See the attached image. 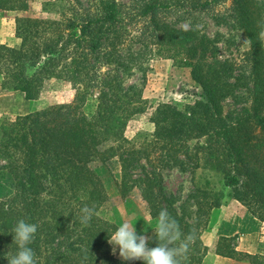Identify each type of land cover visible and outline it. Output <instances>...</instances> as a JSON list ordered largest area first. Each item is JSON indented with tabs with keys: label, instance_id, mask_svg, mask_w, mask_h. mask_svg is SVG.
Wrapping results in <instances>:
<instances>
[{
	"label": "trees",
	"instance_id": "16d2710c",
	"mask_svg": "<svg viewBox=\"0 0 264 264\" xmlns=\"http://www.w3.org/2000/svg\"><path fill=\"white\" fill-rule=\"evenodd\" d=\"M219 1L131 0L126 4L93 0L91 5L79 7L59 22L19 19L17 34L21 45L0 48L2 88L20 91L26 100L33 101L47 81L56 79L70 83L75 96L70 103L0 123V171L13 185V194L0 200V264H8L4 253L9 247L15 250L9 232L21 218L37 224L31 245L37 264L70 259V251H59L60 240L53 255L45 256L44 238L55 229L53 238L59 237L60 232L65 237L71 235L64 232L67 222L61 221V207L75 206L74 200L88 205L103 202L104 186L91 167L92 162L106 163L117 154L123 171L120 187H127L130 169L139 161L136 156H148L150 152L135 148L124 132L131 115L143 112L147 101L138 94L128 99L122 96L117 73L141 67L154 56L156 47L189 68L201 92L187 110L170 103L149 105L154 108L150 122L155 126L151 146L160 154L155 159L156 166L136 182L144 185L142 194L151 218L156 219L157 213L166 209L190 238L181 264H203L208 248L201 235L212 210L222 205L221 194L196 189L190 195L195 207L193 216H186L173 200L160 198V169L179 166L194 173L202 168L204 159L203 167H225L223 186L230 190V197L264 222V18L259 2L230 0L237 14V26L248 42V50L240 61H220L214 40L197 29L175 25L187 13L211 10ZM186 5L188 10L184 9ZM28 8L26 0H0V11ZM172 16L176 22L169 20ZM135 45L138 48L134 49ZM241 88L248 91L247 106L225 113L223 101L231 95L238 100L236 93ZM93 91H98V107L95 115L88 117L83 108ZM203 137L209 141L206 148L198 143ZM109 142L116 143L117 148L108 146ZM50 191L58 193L52 204L45 199ZM47 215L49 222L55 220L57 225L47 226ZM114 230L115 226L104 221L92 236L102 241L98 242L102 247ZM81 232L86 233V226ZM231 240L220 238L216 254L264 264V256L239 252ZM92 243L84 240L81 245L92 249ZM156 243L154 232L149 246ZM105 264L119 262L114 259Z\"/></svg>",
	"mask_w": 264,
	"mask_h": 264
},
{
	"label": "rangeland",
	"instance_id": "374dc122",
	"mask_svg": "<svg viewBox=\"0 0 264 264\" xmlns=\"http://www.w3.org/2000/svg\"><path fill=\"white\" fill-rule=\"evenodd\" d=\"M26 1L29 5L27 11H0V48L1 46L18 48L21 45V39L17 34L18 21L21 18L33 17L50 22H59L63 18L74 14L79 7L89 6L93 2V0ZM117 1L128 4L131 0ZM256 1L259 2L264 18V0ZM219 3L211 10L189 12L184 16V20L177 21L175 25L178 28L197 29L207 38L214 40L215 46L218 48L217 56L220 61H240L242 54L248 50L247 39L243 31L237 26V14L234 12L230 0H221ZM184 9L188 10L189 7L186 5ZM169 20L176 22V17L172 16ZM263 34L264 30L261 35L262 41ZM133 48H138V45ZM154 49L156 50L154 56L145 60L141 67H131L126 71L121 69L117 73L123 87L122 96L128 99L133 94H138L139 97L147 101L143 112L131 115L124 135L135 148L148 150L150 154L148 156H136L139 161L130 169L131 177L127 187L122 189L120 185L123 182V171L117 154L112 155L106 163L100 160L91 163V167L103 183L104 200L100 205L98 203L88 205L74 200L73 202L78 203H75V206L61 207V221L67 222L64 232L69 231L71 235L65 237L60 232L59 237L53 238L52 234L56 229L53 230L52 234L46 235L44 238L47 248L45 256L53 255L58 240L61 242L59 251H70L72 256L68 261L63 258L56 261V264H105L114 259L119 264L141 262V260L124 259L121 257L118 248L116 252L112 251V245L108 241L106 245L101 247L102 241L99 238H94L92 233L99 230L104 221L116 227L124 220L135 226L138 233H143L148 238L154 233L153 228L156 219L151 218L149 205L143 198V183L141 185V183L136 182L140 177H143L144 172H150L156 166L155 159L160 154L159 150L156 151L155 146H151L154 140L155 126L150 122L154 108L149 107V105L156 107L160 103H170L187 110L194 106L201 92V89L192 80L189 68L167 56L162 49L158 47ZM1 82L0 77V123L50 106L70 103L75 96V90L70 83L51 79L46 82L38 98L29 101L26 100L24 93L20 91L3 89ZM247 92V89L241 88L236 93L238 100L233 95L226 98L223 101L225 113L247 106L245 104L249 102L245 100ZM97 98L98 91H93L92 96L89 97L83 108L88 117H92L97 111ZM195 142L193 141V144ZM198 143L199 146L206 148L209 141L207 137H203L199 139ZM107 145L117 148V144L114 142H109ZM119 152L117 150V153ZM181 159H184V156H181ZM209 159L212 160L210 156ZM201 164L202 168L194 173L184 171L179 166L162 167L160 169V187L162 188L160 198L173 200L174 206L179 210L184 209L186 216H193L195 207L190 195L196 189H209L211 192L220 193L222 203L232 199L230 190L223 186V170L225 167L223 169L222 167H203L205 166L204 159ZM12 186L11 179L2 176L0 171V200L7 199L8 196L13 194ZM56 197H58V193L50 191L46 194L45 199L52 204ZM81 199L84 200L85 196H81ZM84 206L95 208V215L87 224L82 223L79 219L80 209ZM46 220L47 226L57 225L55 220L49 222L48 215ZM84 226H86V233L82 234L81 230ZM48 231L52 230L49 229ZM84 240L93 241L92 249H87V247L81 245ZM233 243L235 245V241L232 239V246ZM99 246L101 249L98 250ZM81 256L83 257L81 258ZM50 262L53 261L50 260Z\"/></svg>",
	"mask_w": 264,
	"mask_h": 264
},
{
	"label": "clouds",
	"instance_id": "9594fccd",
	"mask_svg": "<svg viewBox=\"0 0 264 264\" xmlns=\"http://www.w3.org/2000/svg\"><path fill=\"white\" fill-rule=\"evenodd\" d=\"M94 215V207L84 206L80 209L79 219L87 224ZM153 230L157 243L149 246V238L138 233L135 226L124 220L109 234L108 243L112 245L113 252L118 248L124 259L141 260L145 264H181L190 238L182 233L177 220L166 209H161L157 213ZM9 233L15 250L9 247L4 253L8 264H37L36 253L31 246L37 233V224L21 218ZM9 252L12 253L10 256L7 255Z\"/></svg>",
	"mask_w": 264,
	"mask_h": 264
},
{
	"label": "crops",
	"instance_id": "0c3cea01",
	"mask_svg": "<svg viewBox=\"0 0 264 264\" xmlns=\"http://www.w3.org/2000/svg\"><path fill=\"white\" fill-rule=\"evenodd\" d=\"M220 238L233 239L235 241L234 249L239 252L264 255V222L254 217L245 206L235 199L223 202L210 214L209 224L201 235L204 245L208 248L203 264L250 263L216 254ZM138 262L129 264H145L144 261Z\"/></svg>",
	"mask_w": 264,
	"mask_h": 264
}]
</instances>
